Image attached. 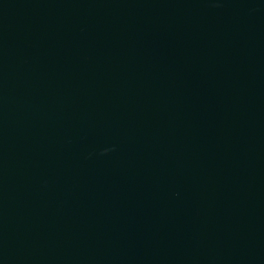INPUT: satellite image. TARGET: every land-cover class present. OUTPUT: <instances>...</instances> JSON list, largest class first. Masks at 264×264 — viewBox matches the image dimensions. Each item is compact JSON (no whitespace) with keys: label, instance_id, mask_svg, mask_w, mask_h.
I'll list each match as a JSON object with an SVG mask.
<instances>
[{"label":"water","instance_id":"1","mask_svg":"<svg viewBox=\"0 0 264 264\" xmlns=\"http://www.w3.org/2000/svg\"><path fill=\"white\" fill-rule=\"evenodd\" d=\"M0 264H264V0H0Z\"/></svg>","mask_w":264,"mask_h":264}]
</instances>
